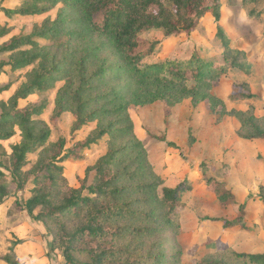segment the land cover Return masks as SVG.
<instances>
[{
	"label": "rangeland",
	"instance_id": "rangeland-1",
	"mask_svg": "<svg viewBox=\"0 0 264 264\" xmlns=\"http://www.w3.org/2000/svg\"><path fill=\"white\" fill-rule=\"evenodd\" d=\"M33 4V0H0V45L28 36L35 43L0 53V115L30 104L42 106L30 119L49 131L46 142L34 146L27 163L13 173L9 154L11 145L21 140V129L15 119L0 121V132L14 130L11 136L0 138V170L8 190L0 200V264H66L47 228L54 229L56 223L33 219L26 201L37 187L42 186V193L52 189L37 173L43 168L45 150L53 153V142L63 138L64 149H72L91 138L100 124L106 129L116 119L119 122L111 124V133L89 146L64 150L68 156L58 164L64 167L66 187H78L88 167L92 168L109 146L126 147L110 171H123L127 179L121 182L148 187L135 189L122 200L137 198L140 207L145 199L150 200L145 207L157 211L161 229L126 237L131 249L122 253V259L148 254L151 256L143 264H195L214 256L243 264L235 261L232 253H264V138L240 137L245 132L241 113L245 119L255 117L253 122L264 128V0H218L219 18L206 13L189 36L167 34L163 29L139 33L143 45L159 41L140 66L167 60L185 62L193 50L203 61H220L224 44L243 52L246 68H228L216 77L206 73L200 81L175 78L161 83L151 77L132 81L127 71L116 68L122 60L114 47L77 19L78 10H66V4L58 2L37 15L6 12ZM164 5L174 13L170 2ZM151 11L158 9L153 6ZM49 28L54 31L45 34ZM21 52L26 57L36 56L26 65L13 66L12 62L23 56ZM46 69L50 70L41 84L13 104L35 74ZM101 71L102 77L97 78ZM245 85L254 97L233 98L246 93ZM61 91L65 109L54 117L56 96ZM74 97L86 103L82 110L85 122L78 128L72 113ZM94 175V170L88 174L87 183ZM182 182L188 188L172 209L159 202L163 188H175ZM229 187L233 198L221 203L218 193ZM83 195L91 196L87 190ZM242 204L244 213L239 221ZM32 210L39 212L37 207ZM165 218H173V224L167 225ZM229 222L232 225L225 226Z\"/></svg>",
	"mask_w": 264,
	"mask_h": 264
},
{
	"label": "trees",
	"instance_id": "trees-1",
	"mask_svg": "<svg viewBox=\"0 0 264 264\" xmlns=\"http://www.w3.org/2000/svg\"><path fill=\"white\" fill-rule=\"evenodd\" d=\"M33 1L34 4L31 6L14 10L6 9V12L37 15L47 11L52 6L54 7L58 2L66 4V10L70 9L69 7L74 11L78 10L77 19L85 21L90 31L106 39L107 41L104 42L111 44L121 56L119 57L122 63H119L116 68L127 71L126 73L132 81L137 79L143 82L149 77L158 83L175 78L180 79V81L186 79L200 81L206 73L216 77L225 73L228 68H246L243 52L227 44L223 46L220 61H203L193 50L190 58L185 62L167 60L145 66L139 65L141 60L151 54L159 43L156 40L143 45L138 40L139 33L150 29H163L167 34L184 33L189 36L196 28L200 18L206 13H210L216 20L219 18L218 0ZM165 1L171 3V6L175 9L174 13L164 5ZM40 3L42 5H38ZM153 6L158 9L156 13L151 11ZM53 31L54 29L49 28V31L45 34H51ZM40 34H44V32ZM30 39L31 36L15 37L11 42L0 45V53L18 49L24 44H33L34 41ZM21 55L23 56L17 57L12 62L13 66L26 65L30 63V58L36 56L26 57L24 52H21ZM83 64L84 60L82 59L78 65L82 67ZM1 69L2 66H0V72ZM49 70L46 69L44 72L35 74V79L32 78L30 83L15 96L13 104H18V98L25 97L34 87H38L45 79L46 71ZM161 74L165 75L161 77ZM102 75L103 71L97 75V78H101ZM244 88L246 93L235 94L233 98L251 99L254 97L246 85ZM63 91L56 96L54 117H58L65 109L62 101ZM73 100L76 105H72V113L76 118L75 128H78L85 122L82 110L84 112L86 103L77 97H74ZM41 109L42 106L30 104L24 108H13L0 115V121L6 119L17 120L21 129V140L19 143L11 145V153L9 154L12 160L13 167L11 171L13 173H16L19 167H23L27 163V154L34 146L43 144L47 140L48 129L39 128L37 122L30 119L31 115L39 113ZM241 115V125L245 132L240 133V137L247 139L264 138V128H260L252 120L255 121L256 118L253 117L250 120V118L245 119L243 117L245 113H241ZM86 119L90 118L87 117ZM113 122L119 121L116 119V121L110 122L106 129L102 128L100 124L94 130V135L91 138L76 143L71 147L72 149H64L66 140L63 138L53 142L50 147V149H54L53 153L49 155V149L45 150L42 156L43 168L37 173V177L44 178L47 185L52 189L50 192L42 193V186L37 187L35 188L37 189L35 195L26 201V209L33 219H41L44 223L46 220H51L56 223L54 229H51L49 225H47V228L54 236L53 241L59 244L66 264H143L151 255L138 254L136 258L131 260L128 258L122 259V253L131 249L125 238L144 236L161 229L157 211L145 207V204L151 203L150 200L143 198L145 199L143 207H140V202H136L137 198L136 200L134 198H129L126 201L122 200L124 196L129 197L135 189L148 187L146 184L129 185L121 182L122 179H127L124 177L123 171L120 173L110 171L111 166L117 161L118 153L125 150V146L121 147V145L117 148L109 146V149L98 159L97 163L92 168L88 167L87 176L91 171H95V175L89 183H87L88 177L86 176L80 181L81 185L78 187H66L65 185L66 180L62 176L64 167L58 164L68 156L63 153L64 150L73 151L89 146L104 134L111 133L110 126ZM12 134H14V130L5 133L0 132V138L9 137ZM130 174L129 172L128 175ZM3 176L4 173L0 170V200L8 192L6 186L3 185L5 183ZM102 179L103 181H101ZM39 180L36 181L37 184H40L41 181ZM210 180L208 179L206 182ZM186 188L188 186L185 182L179 183L175 188H163V195L159 196L161 197L159 202L163 205L169 204V208L172 209ZM85 190L91 196H84ZM232 198L230 187L227 188L225 193H218V200L221 203H226L228 202L227 199L232 200ZM262 202L264 203V198H262ZM32 207L39 208V212L34 214ZM243 209L244 204L239 206V216L237 218L239 221L243 218ZM164 222L167 225H172L174 219L165 218ZM231 225L232 222H229L225 226ZM121 238L123 241L117 242ZM232 255L235 261H240L243 264H264V253H232ZM156 257L159 258L160 256H154V258ZM212 257L200 259L195 264H235Z\"/></svg>",
	"mask_w": 264,
	"mask_h": 264
}]
</instances>
